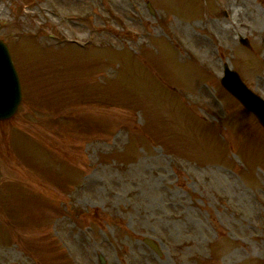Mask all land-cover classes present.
Returning <instances> with one entry per match:
<instances>
[{"label":"rangeland","instance_id":"obj_1","mask_svg":"<svg viewBox=\"0 0 264 264\" xmlns=\"http://www.w3.org/2000/svg\"><path fill=\"white\" fill-rule=\"evenodd\" d=\"M0 39V264H264V128L221 84L264 97V0H0Z\"/></svg>","mask_w":264,"mask_h":264},{"label":"water","instance_id":"obj_2","mask_svg":"<svg viewBox=\"0 0 264 264\" xmlns=\"http://www.w3.org/2000/svg\"><path fill=\"white\" fill-rule=\"evenodd\" d=\"M242 43L250 46L249 41L241 39ZM222 83L227 90L234 94L246 107L252 110L264 126V101L252 93L242 82L239 75L225 66V76ZM22 101V89L18 73L13 64L8 46L0 40V120L11 118L18 110ZM153 249L158 246L151 240H146ZM104 260L102 259V263Z\"/></svg>","mask_w":264,"mask_h":264}]
</instances>
